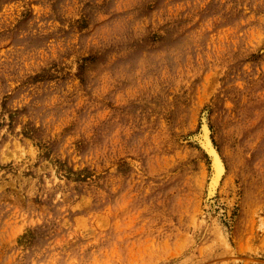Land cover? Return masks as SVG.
Here are the masks:
<instances>
[{
  "label": "rangeland",
  "instance_id": "obj_1",
  "mask_svg": "<svg viewBox=\"0 0 264 264\" xmlns=\"http://www.w3.org/2000/svg\"><path fill=\"white\" fill-rule=\"evenodd\" d=\"M0 264H264V0H0Z\"/></svg>",
  "mask_w": 264,
  "mask_h": 264
},
{
  "label": "bare ground",
  "instance_id": "obj_2",
  "mask_svg": "<svg viewBox=\"0 0 264 264\" xmlns=\"http://www.w3.org/2000/svg\"><path fill=\"white\" fill-rule=\"evenodd\" d=\"M210 148V147H209ZM213 151V150H212ZM219 167V166H218Z\"/></svg>",
  "mask_w": 264,
  "mask_h": 264
}]
</instances>
